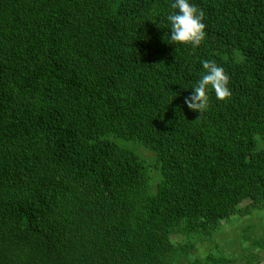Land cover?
Listing matches in <instances>:
<instances>
[{"label": "trees", "instance_id": "trees-1", "mask_svg": "<svg viewBox=\"0 0 264 264\" xmlns=\"http://www.w3.org/2000/svg\"><path fill=\"white\" fill-rule=\"evenodd\" d=\"M171 2L0 0V264H258L222 220L264 210V0H193L195 49L168 42ZM202 60L231 96L200 116Z\"/></svg>", "mask_w": 264, "mask_h": 264}, {"label": "clouds", "instance_id": "clouds-1", "mask_svg": "<svg viewBox=\"0 0 264 264\" xmlns=\"http://www.w3.org/2000/svg\"><path fill=\"white\" fill-rule=\"evenodd\" d=\"M166 21L169 28L168 42L173 45L199 47L206 38L204 11L193 0H172ZM202 75L189 87L191 94L184 98L188 109L204 114L210 106V93L214 92L218 101L231 96L230 78L222 66L214 61L202 60Z\"/></svg>", "mask_w": 264, "mask_h": 264}, {"label": "rangeland", "instance_id": "rangeland-1", "mask_svg": "<svg viewBox=\"0 0 264 264\" xmlns=\"http://www.w3.org/2000/svg\"><path fill=\"white\" fill-rule=\"evenodd\" d=\"M127 145L135 148L149 163H154L156 161V155L154 152L137 145L135 143H126ZM264 145V142H263ZM159 170L155 169L152 173V181L155 185L160 178ZM250 203V198H246L241 201L238 206L244 207ZM175 210L165 209L162 216L159 220H162L166 223L170 221V219L175 214ZM223 237L228 239L230 242L227 246L233 252H236L238 255H242L245 250L253 251L254 255H257L256 259L258 264H264V247L260 245H255L252 243L253 239H260L264 237V210L254 211L249 215L240 216L236 212H233L229 217L223 218ZM251 226V229H248V226ZM246 234H251L249 239L245 238ZM227 240L221 241V243H225ZM184 242L182 236L174 230L169 234L167 241L165 242V246H180ZM200 247L199 254H204L205 248L203 245L198 244ZM245 254V253H244ZM243 254V255H244ZM182 263L185 264L186 260L181 259ZM249 260L247 259L246 262ZM246 262L244 264H246Z\"/></svg>", "mask_w": 264, "mask_h": 264}]
</instances>
